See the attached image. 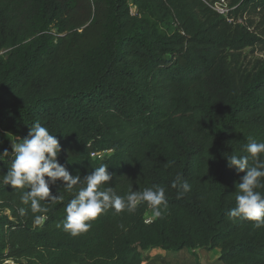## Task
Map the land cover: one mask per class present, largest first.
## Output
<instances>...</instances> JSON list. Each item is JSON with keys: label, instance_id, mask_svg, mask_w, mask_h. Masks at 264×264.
Masks as SVG:
<instances>
[{"label": "trees", "instance_id": "trees-1", "mask_svg": "<svg viewBox=\"0 0 264 264\" xmlns=\"http://www.w3.org/2000/svg\"><path fill=\"white\" fill-rule=\"evenodd\" d=\"M207 1L0 0V264H142L146 250L195 248L264 264V226L229 215L244 173L226 159L248 155L250 137L264 142V58L239 81L228 60L264 36L227 17L264 15V0H229L226 15ZM35 123L81 177L71 190L50 184L37 211L22 200L29 186L3 183L11 144ZM102 164L112 179L100 190L163 187L161 214L138 202L66 230L67 204ZM178 175L190 191L172 187Z\"/></svg>", "mask_w": 264, "mask_h": 264}, {"label": "clouds", "instance_id": "clouds-1", "mask_svg": "<svg viewBox=\"0 0 264 264\" xmlns=\"http://www.w3.org/2000/svg\"><path fill=\"white\" fill-rule=\"evenodd\" d=\"M246 146L248 155L226 156L229 166H234L238 172H243L238 184L236 206L229 210L231 217L243 216L255 221L256 227L264 226V195L256 191L264 187V160L260 154L264 153V142H256L249 138ZM13 154L11 168L3 175V183L15 187L29 186L30 191L24 193L22 200L25 204L31 201L33 211L40 208L39 200L48 198L50 184L57 180L66 182L68 189L81 183L79 175H71L64 165L58 162L57 156L61 151V145L55 135L40 123H35L22 142L11 144ZM2 155L7 156L9 151L5 149ZM254 163L249 164V160ZM112 179V174L107 171V165L94 169L84 176V186L80 187L75 197L70 200L65 208L66 222L64 227L72 235L85 232L90 225L85 221L95 218L105 209L112 207L116 212L124 209L134 210L138 202L150 204L156 216H159L160 206L167 205L165 189L154 186L141 192H129L126 197L117 195L111 187L100 190V187ZM173 188L182 189V192L191 190V185L178 175L172 184ZM37 217V223H40Z\"/></svg>", "mask_w": 264, "mask_h": 264}, {"label": "rangeland", "instance_id": "rangeland-1", "mask_svg": "<svg viewBox=\"0 0 264 264\" xmlns=\"http://www.w3.org/2000/svg\"><path fill=\"white\" fill-rule=\"evenodd\" d=\"M223 7L228 9V12L234 7L229 4V0H224ZM210 4H216L217 0H208ZM131 4V3H130ZM134 7H132V10ZM228 20L234 19L236 22H242L249 26L251 30L264 36V15L258 9H249L244 12L228 14ZM165 29L170 30L167 26ZM264 58V45L256 44L243 48L237 56L229 57V63L236 81L241 80V77L250 71L254 62ZM15 139L13 143H17ZM146 220L150 221L153 216L151 212H147ZM205 251H210L202 248L184 249L179 252L164 251L161 249H151L142 252L144 264H221L216 253L211 252L209 255L203 256Z\"/></svg>", "mask_w": 264, "mask_h": 264}, {"label": "built area", "instance_id": "built-area-1", "mask_svg": "<svg viewBox=\"0 0 264 264\" xmlns=\"http://www.w3.org/2000/svg\"><path fill=\"white\" fill-rule=\"evenodd\" d=\"M225 1L224 0H219L216 4L213 5V8L220 14L226 15L227 13V8L223 7ZM8 261V260H7Z\"/></svg>", "mask_w": 264, "mask_h": 264}, {"label": "crops", "instance_id": "crops-1", "mask_svg": "<svg viewBox=\"0 0 264 264\" xmlns=\"http://www.w3.org/2000/svg\"><path fill=\"white\" fill-rule=\"evenodd\" d=\"M193 250H194V249H193ZM211 252L216 253V256H217V258H218V256H219V249H218V248H214V249H212V250H210V251H205V253L203 254V256L207 255V253H208V255H209ZM142 264H144V263H142Z\"/></svg>", "mask_w": 264, "mask_h": 264}]
</instances>
